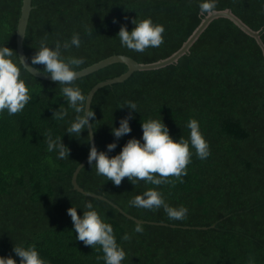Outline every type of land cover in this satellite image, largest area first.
<instances>
[{"label":"trees","instance_id":"trees-1","mask_svg":"<svg viewBox=\"0 0 264 264\" xmlns=\"http://www.w3.org/2000/svg\"><path fill=\"white\" fill-rule=\"evenodd\" d=\"M21 6L22 0H0V44L15 52ZM31 6L23 43L29 63L41 38L68 39L80 31L84 42L71 50L86 58L78 71L116 55L139 65L159 64L179 52L213 14L231 17L212 18L172 63L103 87L90 104L100 151L116 139L110 126L119 127L129 111L119 107L126 100L138 104L132 131L109 155L118 154L128 139L140 138L141 122L150 117L162 119L177 140L188 137L190 118L200 122L210 156L200 160L193 155L183 183L169 177L174 184L159 186L170 205L189 209L183 221L170 220L162 208L130 207V199L152 186L144 181L134 185L127 177L116 186L88 163L77 184L105 200L74 191L72 175L89 152L88 131L63 136L66 122L52 118L60 105L67 107L61 86L22 70L32 100L21 113L0 115V255L15 256L13 246L25 243L35 244L50 264H104L97 259L101 251L76 240L67 214L73 205L82 215L90 201L112 224L127 253L123 264H248L249 256L264 264V0H218L210 15L200 13L198 0H32ZM136 15L164 25L159 47L144 53L120 47V24L113 19L131 31ZM84 25L92 28L91 37L83 34ZM33 67L43 72V65ZM127 70L115 63L75 83L89 93ZM49 128L63 136L69 159L47 151L43 135ZM134 219L142 222L143 233L133 231ZM125 234L129 240L122 239Z\"/></svg>","mask_w":264,"mask_h":264},{"label":"clouds","instance_id":"clouds-1","mask_svg":"<svg viewBox=\"0 0 264 264\" xmlns=\"http://www.w3.org/2000/svg\"><path fill=\"white\" fill-rule=\"evenodd\" d=\"M217 4L218 0H198L200 13L204 15L214 13ZM113 23L120 24L116 36L120 47L129 51L144 53L146 49L159 47L164 42V25L154 22L151 17L138 19L136 15L131 20L134 25L131 31L127 23H120L115 18ZM82 31L85 36L91 37L92 28L84 25ZM83 42L80 31H73L68 39L58 38L50 42L47 38H41L35 54L30 57L31 65H43V72L50 74L52 81L61 86V97L67 107L60 105L53 111L52 118L66 122L63 136L66 133L73 138L81 137L82 132L91 128L87 136L90 146L87 161L91 168L95 167L96 175L106 177L107 181H112L116 186L125 177L134 185L144 181L146 185L152 186L130 199V207L151 211L162 208L170 220H185L189 209L183 205H170L159 186L174 184L175 181L169 177H175L176 181L183 183L182 177L187 174L186 166L191 163L192 156L200 160L210 156V145L201 131L200 122L190 118L186 124L188 137L181 136L177 140L170 135L162 119L150 117L141 122L140 138L128 139L118 154L109 155L117 148L120 138L132 131L130 121L135 119V113H139L138 104L126 100L119 108H127L128 113L120 118L119 127L114 124L110 126V134L116 139L107 145L106 151L98 150L92 140L95 130L90 121H95L96 114L94 108L88 106L90 94L84 93L79 84L75 83L80 73L78 69L86 58L71 54V50L80 49ZM17 57L13 49L0 44V115L21 113L32 100L31 86L22 76V70L28 69L27 63ZM62 137L55 135L50 128L43 135L47 151L55 153L60 160L69 159L70 155V148L62 142ZM78 209L73 205L67 209L76 240L101 251L103 255L97 259L103 260L104 264H123L127 253L118 243L112 224L106 221L98 207L90 201L85 202L82 215H78ZM133 231L143 233V225L137 223ZM122 239L129 240L130 236L125 234ZM12 251L15 256L0 255V264H50L41 256L35 244H16ZM248 264H255L254 256H249Z\"/></svg>","mask_w":264,"mask_h":264},{"label":"water","instance_id":"water-1","mask_svg":"<svg viewBox=\"0 0 264 264\" xmlns=\"http://www.w3.org/2000/svg\"><path fill=\"white\" fill-rule=\"evenodd\" d=\"M31 2L32 0H22V6H21V10H20V17L18 20V24H17V29H16V52L19 58L23 59L26 63H27V68L25 69L28 73H30L32 76H34L37 79L43 80V81H49V82H54L52 81L50 74H46L43 72H40L39 70L35 69L27 60L25 53H24V48H23V43H24V39H25V34H26V29H27V24H28V20H29V16H30V12L32 10V6H31ZM218 17V16H229L227 13L226 14H213L212 16H210L204 23L203 25L197 30V32L195 33L194 36H192L188 42L183 46V48L177 52L172 58H170L167 61L161 62L159 64L156 65H139L137 62H135L133 59L126 57V56H120V55H116V56H111L108 57L94 65H91L87 68H84L78 72H80L78 74V78H82L84 76H87L93 72H96L100 69L105 68L106 66H109L111 64H115V63H121L127 66L128 70L120 75L119 77L110 79V80H106L104 82H100L98 84H96L90 91L88 94H90L89 97V104L88 106L90 107L91 104V100L94 96V94L101 88L105 87V86H111L113 84H117V83H122L125 80H127L134 72L140 71V70H150V69H155V68H159L162 66H165L169 63H172L177 57L181 56L183 53H185L187 51V49L189 48V46L191 45V43L195 40V38L198 36V34L204 29L206 23L211 20L214 17ZM245 31L247 33H249V31L247 29H245ZM91 124V123H90ZM89 132H91V128L88 130V135ZM92 140L93 143L95 144V140H94V136H92ZM89 154V152H88ZM88 154L86 156V158L82 161V163L75 169L73 175H72V179H71V184H72V188L74 191H76L77 193L86 196V197H92V198H97L100 200H105L103 197L101 196H97L95 194L92 193H88L86 191H84L82 188H80L77 184V176L80 172V170L88 163L87 161V157ZM128 218L131 219V217H129L128 215H126ZM134 221L136 223H142L138 220Z\"/></svg>","mask_w":264,"mask_h":264}]
</instances>
